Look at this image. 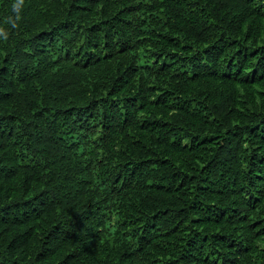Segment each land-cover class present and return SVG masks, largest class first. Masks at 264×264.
<instances>
[{"label":"trees","instance_id":"trees-1","mask_svg":"<svg viewBox=\"0 0 264 264\" xmlns=\"http://www.w3.org/2000/svg\"><path fill=\"white\" fill-rule=\"evenodd\" d=\"M0 264H264V0H0Z\"/></svg>","mask_w":264,"mask_h":264},{"label":"clouds","instance_id":"clouds-1","mask_svg":"<svg viewBox=\"0 0 264 264\" xmlns=\"http://www.w3.org/2000/svg\"><path fill=\"white\" fill-rule=\"evenodd\" d=\"M11 8H12V10H13L14 12L17 13V17H18L19 4H18V3H13V4L11 5ZM7 19H8V21H10L11 25H12L13 27H15L16 20L13 19L11 16H9Z\"/></svg>","mask_w":264,"mask_h":264}]
</instances>
